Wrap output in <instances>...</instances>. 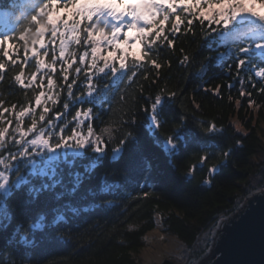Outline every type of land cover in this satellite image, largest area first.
Segmentation results:
<instances>
[{"label": "trees", "instance_id": "16d2710c", "mask_svg": "<svg viewBox=\"0 0 264 264\" xmlns=\"http://www.w3.org/2000/svg\"><path fill=\"white\" fill-rule=\"evenodd\" d=\"M22 2L0 0V34L5 33L4 14L12 13L8 34L15 38L6 46H11V60L16 61L13 65L0 51V62L5 64L0 70V111L9 109L3 117L13 119V126L15 112L21 106H34V95L39 91L21 88L14 77L22 74L27 81L35 72L39 84L43 74V70L37 71L31 53L36 31L20 11ZM26 27L29 31L25 33ZM22 34L25 39H20ZM208 44L197 21L195 35L184 34L182 29L174 48L165 46L160 51L159 69L145 64L132 82L126 81L110 93L109 100L76 106L93 107L98 114L92 120L93 129L102 137L106 150L98 156L90 147L64 149L54 162L52 179L28 177L41 188L38 197L28 193L32 185H25L5 199L11 219L0 224V264H144L139 254L157 215L167 231L191 250L185 262L206 252V246H199L202 236L236 211L255 188L264 186V94L258 91L264 81L255 77L250 67L235 78V58L217 66V54ZM181 48L191 57L187 65L180 63ZM40 51L39 59L44 57ZM44 58L50 62L51 55ZM227 64L232 65L229 71L225 70ZM202 65L207 67L201 76ZM217 85H221L219 94L212 91ZM241 91L245 95L241 96ZM157 94L164 97L158 109L162 123L150 130V105ZM65 95L56 106L61 111ZM76 107L66 120H71ZM29 122L26 118L25 124ZM209 123L218 131L206 132ZM104 128L116 129L112 139L102 132ZM83 131L86 134L87 128ZM169 135L182 137L174 153L165 145ZM126 136L123 150L114 155L113 149ZM224 151L230 152L226 160ZM205 154L208 158L199 167ZM192 165H197L196 170L188 175ZM214 165L218 167L210 174L208 169ZM21 170L27 174L23 166ZM11 179H16L15 173ZM206 179L210 183H205ZM54 181L59 183L53 186ZM45 183L47 189L42 187ZM40 214L47 217L45 227L31 229ZM58 214L64 218L56 220ZM176 263L166 259L161 264Z\"/></svg>", "mask_w": 264, "mask_h": 264}, {"label": "snow or ice", "instance_id": "6c2138e0", "mask_svg": "<svg viewBox=\"0 0 264 264\" xmlns=\"http://www.w3.org/2000/svg\"><path fill=\"white\" fill-rule=\"evenodd\" d=\"M20 11L24 19L35 27L33 45L39 44L43 56L51 55V60L39 59L41 51L33 47L31 51L37 71L43 70L39 84L36 83L35 72L30 80L26 81L22 74H17L14 80L23 89H39L34 95V106H21L15 112L14 126L13 119L5 120L3 117L9 109L0 111V125H3L0 126V224L11 219L6 213L5 199L14 190L32 185L28 187V193L38 197L41 188L33 185L28 177L47 176L52 179L58 150L90 147L98 156L103 155L106 145L101 136L95 135L92 124L98 114L93 112V107L76 106L95 105L98 99L101 102L109 100L110 93L126 81L132 82L139 74L138 69L145 64L159 69L160 51L165 46L174 48L182 29L184 34L195 35V22L198 21L204 39L209 40L208 47L217 54V66L235 58V78L239 79L240 71L250 67L253 75L264 81V0H23ZM11 16L12 13L4 14L5 33L0 34V51L9 60L13 49L6 45L15 38L8 34ZM24 31L26 33L29 29L26 27ZM46 35L49 37L47 43ZM20 39H25V36L22 34ZM27 51L25 49L26 57ZM180 51V63L187 65L191 57L183 48ZM153 54L156 58H152ZM11 62L16 64L15 60ZM206 67L202 65L198 75L202 76ZM231 67L227 64L225 70L229 71ZM4 69L5 64L0 62V70ZM105 79L107 83L101 85L99 82ZM249 81L255 87L251 77ZM220 87L217 85L212 91L219 94ZM258 91L264 94V87ZM65 93L61 111L56 106ZM240 94L245 95L243 91ZM168 95L174 96L175 93ZM163 101L164 97L157 94L150 105V130L158 129L162 123L158 109ZM249 103L253 101L250 99ZM2 106L3 101H0V108ZM73 107H76L75 114L70 121L66 120ZM26 118L30 120L27 124ZM85 127L86 134L83 131ZM115 130L104 128L102 132L110 140ZM205 131L214 133L218 129L214 123H209ZM127 136L113 149L114 155L123 150ZM180 139L179 135L167 137L165 145L170 153H174ZM222 155L226 160L230 152L224 151ZM37 157L47 158L41 164ZM207 158L206 154L201 156L199 167H203ZM22 166L27 174L21 170ZM196 167L192 165L188 175H192ZM217 167H209L208 172H215ZM13 173L15 180L11 179ZM57 183L54 181L53 186ZM205 183H210V179ZM42 187L47 189L49 185L45 183ZM63 218L62 214L56 216V220ZM46 223V215L40 214L30 228L40 229Z\"/></svg>", "mask_w": 264, "mask_h": 264}, {"label": "water", "instance_id": "95a60500", "mask_svg": "<svg viewBox=\"0 0 264 264\" xmlns=\"http://www.w3.org/2000/svg\"><path fill=\"white\" fill-rule=\"evenodd\" d=\"M213 249L200 264H264V189L220 220Z\"/></svg>", "mask_w": 264, "mask_h": 264}, {"label": "rangeland", "instance_id": "374dc122", "mask_svg": "<svg viewBox=\"0 0 264 264\" xmlns=\"http://www.w3.org/2000/svg\"><path fill=\"white\" fill-rule=\"evenodd\" d=\"M47 40H48V35L45 36V42L46 43H47ZM57 45H58V41H57ZM33 47H35V46L32 45L31 50ZM137 47H139V45H137ZM36 48L38 51H40L39 44L37 45ZM31 53H32V51H31ZM41 59L45 60L44 57H41ZM45 62H46V60H45ZM262 126L264 128V124ZM63 150L64 149L58 150L56 153V157L58 156L60 151H63ZM37 158H42L43 160H45L47 157H37ZM259 189L260 190L264 189V186H259V187L255 188L252 192H254L255 190H259ZM246 198H245V200H246ZM245 200L241 204H243L245 202ZM159 221L162 224V232H163V235H165L164 238L159 236L158 234L149 235V232L151 230H153L158 225ZM218 226H219V224L213 230L207 232L205 235L202 236V243L199 246H202V247L206 246V248H207L206 252L200 258H197V256H195L189 262L187 261L188 262L187 263L185 261L188 259L189 255L191 253V250H188L185 247V245L183 244V242L178 237L170 234L167 231V229L163 225V220H162L161 216L157 215L156 225L154 226L153 229L148 231L147 234L145 235V246L139 254V259L144 264H161L166 259L167 260L169 259V260L174 261V262L177 261L178 263H184L185 262L184 264H186V263L187 264H200L213 249L214 237H215L217 230L219 228ZM208 239L210 240L209 245H207ZM148 246H155L156 248L160 246L161 250L163 251L162 257L160 259H156V258L150 259L149 257H147L145 254V250H146V247H148ZM178 263H176V264H178Z\"/></svg>", "mask_w": 264, "mask_h": 264}, {"label": "bare ground", "instance_id": "6f19581e", "mask_svg": "<svg viewBox=\"0 0 264 264\" xmlns=\"http://www.w3.org/2000/svg\"><path fill=\"white\" fill-rule=\"evenodd\" d=\"M154 234H158L163 238L165 237V235H163L162 232V224L160 221L158 222V225L149 232V235H154ZM145 254L150 259L152 258L160 259L163 255V251L161 250L160 246L157 248L155 246H148L146 247Z\"/></svg>", "mask_w": 264, "mask_h": 264}]
</instances>
